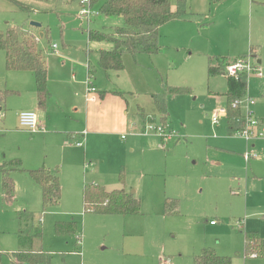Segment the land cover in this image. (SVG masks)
Here are the masks:
<instances>
[{
  "label": "rangeland",
  "instance_id": "obj_1",
  "mask_svg": "<svg viewBox=\"0 0 264 264\" xmlns=\"http://www.w3.org/2000/svg\"><path fill=\"white\" fill-rule=\"evenodd\" d=\"M184 1L182 18L161 28L158 53L125 54L124 72L107 77L100 70L96 81L92 79L96 89L108 95L99 110L105 123L84 149L88 167L79 179L108 191L123 189L141 200L140 214L121 216L86 213L84 186L73 188L76 169L56 165L65 163L66 146L79 156L80 165L84 151L75 143L82 139L86 117L82 97L88 61L96 66L98 52L111 48L107 42L90 44L87 33L90 29L112 34L124 26L123 19L98 14L88 25L81 0H28L35 12L0 0V32L31 24L48 30L43 37L35 30V36L47 59L49 87L70 117L57 128L67 131L65 144L50 142L46 130L31 134L22 129L19 113L36 99L34 77L30 72H9L0 50V94L5 96L0 102V168L6 164V169L22 167L27 172L43 166L58 169L64 184L60 203L45 208L30 175L12 170L15 196L7 201L0 172L2 251L12 254L20 248L19 230L25 221L19 215L28 212L44 229L42 247L51 253L52 264H194L205 248L230 257L232 264H264L263 250L254 251L256 258L245 252L244 236L258 232L264 239V163L246 159L252 146L236 133L229 135L227 117L218 125L212 123L214 113L226 107L225 98L212 92L225 93L226 83L223 77H208L210 57L229 56L235 62L253 47L261 49L258 55L264 59V0ZM105 2L99 0L92 9L99 12ZM179 3L171 0L173 12ZM260 67L264 75L263 62ZM169 87L184 92L168 94ZM163 93L169 96L168 126L177 134L165 144L154 133L140 136L139 117L143 109L148 125H160L152 97ZM250 97L255 100V118L264 119V81L248 79L243 101ZM124 114L131 122L126 130ZM133 122L136 130L131 129ZM253 151L263 157L264 143ZM58 222H76L78 229L58 235ZM0 264L11 260L3 256Z\"/></svg>",
  "mask_w": 264,
  "mask_h": 264
},
{
  "label": "trees",
  "instance_id": "obj_2",
  "mask_svg": "<svg viewBox=\"0 0 264 264\" xmlns=\"http://www.w3.org/2000/svg\"><path fill=\"white\" fill-rule=\"evenodd\" d=\"M13 3L21 11L29 12L30 8L22 0H5ZM46 2L48 0H34ZM99 0H91V7ZM224 1V0H214ZM186 5L180 0L177 12L171 8V0H106L100 8L99 14L105 17H119L124 26L115 29L114 33L107 34L97 30H89L88 37L92 42H107L112 49L100 52L99 68L105 72L125 70L123 56L130 54L134 57L139 54H156L160 51L159 45L161 28L173 21L180 20L185 13ZM0 50L6 55V68L9 72H30L36 83L38 103L45 107L47 101L48 67L38 40L23 27L10 26L6 33L0 32ZM252 52V51H251ZM244 57V56H243ZM241 57V58H243ZM209 75L221 74L222 68L228 64L227 58H212L210 60ZM96 67H89V78L96 74ZM228 83V125L229 133L234 134L240 129L238 122L241 117L240 109L233 108L236 100L244 98L247 94L248 80L245 76L227 78ZM168 94L177 95L184 90L168 88ZM168 94H154L153 102L160 122L168 125ZM5 96L0 94V102ZM17 164L20 165V162ZM28 173L31 180L42 192L44 207L58 205L61 200V183L58 170H50L45 166L26 171L22 167L6 169V164L0 168L3 175V193L7 201L15 196V183L11 171ZM84 211L101 215L130 216L141 213V200L134 194L125 190L116 189L108 191L105 187L88 185L83 192ZM22 227L19 230L20 248L12 254L5 253L0 248V259L9 257L11 264H52V255L42 247L44 229L40 224H34L35 216L24 212L19 215ZM76 222H58L56 232L58 235L73 234L77 231ZM245 252L250 254L257 249L264 251V239L257 233H245ZM195 264H232L230 257L219 256L215 250L203 249L202 253L194 258Z\"/></svg>",
  "mask_w": 264,
  "mask_h": 264
},
{
  "label": "crops",
  "instance_id": "obj_3",
  "mask_svg": "<svg viewBox=\"0 0 264 264\" xmlns=\"http://www.w3.org/2000/svg\"><path fill=\"white\" fill-rule=\"evenodd\" d=\"M27 1L28 0H22L21 2L24 5H26L29 8H31V11L33 10L32 12H35L36 9L34 10L31 5H28ZM32 1H34V0H32ZM31 11H29V12H31ZM91 22H92V19H91L90 22H88V25ZM24 30L27 31L29 34L33 35L35 38H36L35 30H37L38 32L41 33V35H40L41 37H43L46 34H48V30H46L45 28L39 26L38 24H31L29 27L24 28ZM87 35H88V33H87ZM88 42L90 44L93 43L92 41L89 40V37H88ZM96 43H99V42H96ZM53 46H55V45H52V50L55 51L57 48L54 49ZM110 46H111L110 49H102V50H100L98 52V62H97L96 66L91 61H88V65H87L88 78L87 79H89V67L91 66V67H96L97 68V71H96V74L94 75V77L90 78L91 82H92V79H94L96 81V76L99 74V71L102 70L101 68H99L100 52L104 51V50L105 51L111 50L112 49V45H110ZM260 50H261L260 48L256 49V48L251 47L249 52L252 51L253 56L257 59L258 64L261 66L262 62L264 63V59H263V57H261V59H260V56L258 55V54H261ZM247 54H248V52L247 53H240L239 56L241 58L243 56L244 57L247 56ZM43 56L45 57V60H46V63H47V59H46V56L44 55V53H43ZM87 56L89 58L91 56V52ZM212 58H217V57H210L208 59V77L211 79L213 77L220 76V77H223L225 79V83H226V91H225V93L221 94V93L212 92V94L214 96L218 97V98H225L226 107H227L228 106V100H227L226 95H227V92H228V83H227L228 81H227V78L222 75V71H221V74H218V75H212V76L209 75V66L211 64L210 60ZM218 58H224V57H218ZM228 58H229L228 62H230L232 59L229 56H228ZM47 67H48V63H47ZM222 70H223V68H222ZM122 72H124V71H122ZM122 72H116V71L105 72V71L102 70V73L104 75H106L107 77H109V75H111V73H122ZM255 78H256V80H260L261 82L264 81V77L263 78L255 77ZM87 79L84 82L86 90H85V93H84V95L82 97L84 99L85 103H86V107L84 109V113H86V117H85V120L83 121V130L81 131L82 134L80 136V137H82V139L80 141H77V142L75 141L76 142L75 143V147L81 148L84 151V153L82 155V158L80 159V165H79V156L76 153H74L73 150L68 149L69 148L68 146H66L65 149L62 148V151L65 152V163L64 164L58 163L56 165V167L59 166V167L63 168L65 166V164H66V166L70 167L72 170L75 168L77 173L75 174L76 177H74L73 182H72L73 183V188L78 189L79 187L81 188V187L84 186L83 187V192H84L85 187L88 186V185H98V186L105 187L103 185L97 184L96 182H94L93 184H86L84 182V184H82L81 180L79 179L80 178V174H81V170H84V174H85V171H87V167H88V165H86L84 163V158L86 157V151L84 149H85L86 145L88 146L89 143L93 142L94 139L102 132L101 128L103 127V123H105V121L103 120L99 110L102 108V103H103L104 98L108 97V95L105 96V94H101V92L98 90V93L96 94V101H94V102L87 101V98H86L87 97V84H86ZM72 80H75V72H73ZM34 82H35V78H34ZM34 84L36 86V83H34ZM35 91H36L35 103H34V105L29 106L27 108L28 110H26V111H31V112L37 113L40 125L45 128V130H46V132H45L46 134L45 135H46V137L48 138V140L50 142L58 141V142L61 143V140L62 141L64 140V144H65V138L69 137V136H64L67 133V131H61V130H59L57 128H60L62 126V124L70 117H68V115L64 111L65 106L62 103L61 98L57 97L55 95L54 90L51 87H49V82H48L47 83V101H46L45 107L42 108V107H40V105L38 103L36 87H35ZM109 93H111V92H109ZM120 95H122V94H120ZM152 100H153V97H152ZM26 111H21L19 113V116H20V114L22 112H26ZM40 112H41V114L39 115L38 113H40ZM157 114H158V112H157ZM158 116H159V121H160V115L158 114ZM123 117L124 118H122V127L125 128V130H126L128 127L131 126V122H129L127 114L126 115L124 114ZM139 117L141 119V120L140 119L139 120L142 122V125H143L142 129H144L145 125L147 124L148 117H147V115H146V113H145V111L143 109H142V112L139 111ZM151 120H153V119L151 118ZM168 122H169V119H168ZM259 122L261 124V127H264V119H259ZM132 126L133 127L131 129L132 130L133 129L136 130L135 127L137 126V124L133 122ZM227 128H228V133H229L228 119H227ZM229 135L231 136L233 134L229 133ZM140 136H141V134H140ZM147 136H141V137H146L147 138ZM172 141H170V142H172ZM78 143H82L83 146H78L77 145ZM253 143H254V145H253L252 148L256 150V148L258 147V143H264V140H256ZM252 161H255V160H252ZM258 161H261V162L264 163V156L263 157L260 156V159H258ZM46 165H47V163H46ZM47 166L50 167L51 169L55 168L52 165H47ZM56 170H58V169H56ZM59 176H60V183H61V190H62V187H64V184H63V181H62V175H60V171H59ZM32 183H33V185L36 188H38L41 191V189L37 185H35L33 181H32ZM211 225H214V223H211ZM248 233H257V234H259L258 232H248ZM259 236H260V234H259Z\"/></svg>",
  "mask_w": 264,
  "mask_h": 264
},
{
  "label": "built area",
  "instance_id": "obj_4",
  "mask_svg": "<svg viewBox=\"0 0 264 264\" xmlns=\"http://www.w3.org/2000/svg\"><path fill=\"white\" fill-rule=\"evenodd\" d=\"M84 5V9L82 11V18L86 19L87 22H90L92 17L98 16V12H95L91 7V0H81ZM54 49L57 46H53ZM222 75L226 78H236L238 79L240 76H245L248 80L250 77L263 78V71L260 65L257 62V59L253 56V53L250 52L247 56L240 58L235 62H229L223 67ZM87 101L94 102L96 101V94L98 90L90 81V78L87 79ZM245 98V97H244ZM236 100L233 103V108L240 109L241 117L238 122L240 123V129L236 132L237 135L242 137L248 144L249 147L252 146V143L256 140H264V127H261L259 120L255 118L254 113L252 112V107L255 105V100L253 98H248L245 101L243 99ZM245 102V108H242V105ZM223 117H228V109L220 108L218 109L214 115L212 116V123L214 125H218ZM20 127L24 130H27L31 134H36L39 132L45 131V128L40 125L39 118L37 113L26 111L22 112L19 116ZM154 133L159 138L162 139L163 143H168L176 138L177 134L174 130H171L168 125L160 124L158 126H152L146 124L142 136L150 135ZM235 134V133H234ZM78 146H83L82 143H78ZM246 159L248 161L258 160L260 156L253 151V148H249ZM251 255L253 257H257V255L252 252ZM163 264H167L164 262Z\"/></svg>",
  "mask_w": 264,
  "mask_h": 264
}]
</instances>
